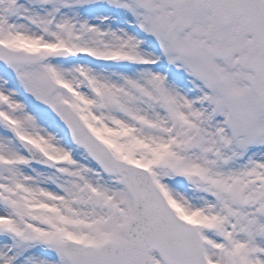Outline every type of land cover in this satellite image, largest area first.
<instances>
[{
    "label": "snow or ice",
    "instance_id": "6c2138e0",
    "mask_svg": "<svg viewBox=\"0 0 264 264\" xmlns=\"http://www.w3.org/2000/svg\"><path fill=\"white\" fill-rule=\"evenodd\" d=\"M0 264H264V0H0Z\"/></svg>",
    "mask_w": 264,
    "mask_h": 264
}]
</instances>
